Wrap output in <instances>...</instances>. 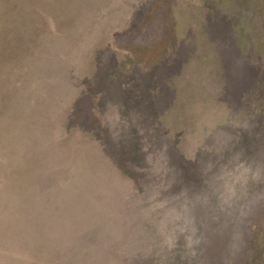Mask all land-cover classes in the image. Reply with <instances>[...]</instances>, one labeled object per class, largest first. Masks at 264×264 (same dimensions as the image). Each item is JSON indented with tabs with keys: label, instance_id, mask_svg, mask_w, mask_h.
Masks as SVG:
<instances>
[{
	"label": "rangeland",
	"instance_id": "1",
	"mask_svg": "<svg viewBox=\"0 0 264 264\" xmlns=\"http://www.w3.org/2000/svg\"><path fill=\"white\" fill-rule=\"evenodd\" d=\"M12 172L50 264H264V0H0Z\"/></svg>",
	"mask_w": 264,
	"mask_h": 264
},
{
	"label": "crops",
	"instance_id": "2",
	"mask_svg": "<svg viewBox=\"0 0 264 264\" xmlns=\"http://www.w3.org/2000/svg\"><path fill=\"white\" fill-rule=\"evenodd\" d=\"M48 192L37 173L0 177V264H50Z\"/></svg>",
	"mask_w": 264,
	"mask_h": 264
}]
</instances>
